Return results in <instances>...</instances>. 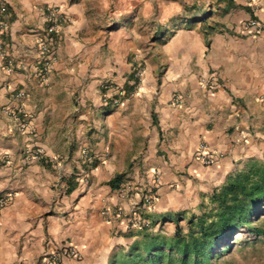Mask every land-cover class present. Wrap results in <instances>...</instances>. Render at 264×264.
Listing matches in <instances>:
<instances>
[{
	"label": "clouds",
	"instance_id": "1",
	"mask_svg": "<svg viewBox=\"0 0 264 264\" xmlns=\"http://www.w3.org/2000/svg\"><path fill=\"white\" fill-rule=\"evenodd\" d=\"M0 264H264V0H0Z\"/></svg>",
	"mask_w": 264,
	"mask_h": 264
}]
</instances>
